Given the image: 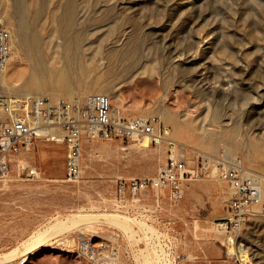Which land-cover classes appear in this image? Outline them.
Wrapping results in <instances>:
<instances>
[{
	"label": "rangeland",
	"instance_id": "obj_1",
	"mask_svg": "<svg viewBox=\"0 0 264 264\" xmlns=\"http://www.w3.org/2000/svg\"><path fill=\"white\" fill-rule=\"evenodd\" d=\"M34 1L0 0L14 56L0 71V93L70 101L104 93L125 117L156 115L165 134L148 147L138 138L83 140L73 180L64 177L62 142L23 149L0 177V257L19 252L4 264H156L153 234L172 264H236L215 225L232 195L215 158L236 155L264 188V0H39L37 17ZM67 11L70 61L68 27L57 20ZM30 31L46 44L53 76L44 82L31 81ZM200 156L210 168L181 180L177 193L142 188L127 195L138 211L117 208L120 183L153 178L173 158L191 169ZM238 238L253 263L264 262L258 206Z\"/></svg>",
	"mask_w": 264,
	"mask_h": 264
},
{
	"label": "built area",
	"instance_id": "obj_2",
	"mask_svg": "<svg viewBox=\"0 0 264 264\" xmlns=\"http://www.w3.org/2000/svg\"><path fill=\"white\" fill-rule=\"evenodd\" d=\"M11 53L10 32L0 22V70L9 61ZM162 134L164 128L156 115L125 117L114 109L110 97L104 93H91L83 101L53 100L40 94L17 96L0 93V177L11 170L23 149L34 146L39 139L62 142L65 147L64 177L73 180L80 172L82 156H79V149H82L83 140H128L148 135L150 143L157 144ZM200 158L196 167L191 169H187L183 159H169L155 177L133 178L120 183L118 188L125 195L142 188L163 186H169L177 193L181 180L185 177L190 179L210 168V158ZM215 159L220 162L217 165L220 178L227 181L232 190L227 215L218 222L219 228L231 238L227 243L242 251L245 246L238 235L252 206H258L264 214V188L254 173L243 170L236 155L217 156ZM81 242V251H92L88 243ZM89 254L92 256L93 252ZM228 254L236 264H242L235 252Z\"/></svg>",
	"mask_w": 264,
	"mask_h": 264
},
{
	"label": "bare ground",
	"instance_id": "obj_3",
	"mask_svg": "<svg viewBox=\"0 0 264 264\" xmlns=\"http://www.w3.org/2000/svg\"><path fill=\"white\" fill-rule=\"evenodd\" d=\"M36 1H37V4H35V5H37V6H34L35 8L33 9V12H32L33 16H35V17H37L38 10H39V5H38L39 4V0H35L34 2H36ZM32 7H33V5H32ZM70 19L71 18H70L69 11H67L65 14H62V15L58 16V18H57L59 23L64 24L65 26L68 27L67 28V35H66L65 44L63 45V47L65 48V50L67 52L66 54H67V58H68L69 61L72 59L71 58V56H72V48H73V44H74L73 43L74 42L73 38L70 37V35H71L70 28H69V26L71 24V20ZM60 30L61 29L58 30V32H59L58 34L62 35ZM10 37H11V34H10ZM44 42L42 41L41 37L37 33H34L33 31L30 34L29 33L26 34V36L24 38V45L26 47V51L28 53H30V55H32L31 57L34 58V61H33V64H32V73L30 75V77L32 78L31 81L44 82L47 78H50V77L53 76V72L52 71L50 72V71H48L46 69L45 54H44L45 52L43 51V49L46 47V44ZM50 44L52 45L53 43L50 42L49 45ZM50 46H48V47H50ZM46 52H48V51H46ZM13 58H14V56L11 53V57H10L9 61H11ZM8 62H7V64H8ZM7 64L0 71L4 70V68H6V66H7ZM29 94H32V93H29ZM53 98L55 100H58L57 99L58 97H53ZM114 109L118 113L122 114L119 108L114 107ZM142 116H146V115H142ZM164 134H165V129H164ZM164 134H162V138L158 140L157 144L163 139V135ZM138 141H139V143H140V145L142 147H148L149 146V142H150V138H149L148 135H143L142 137L138 138ZM79 151H80V149H79ZM174 160H176V159H174ZM35 172L36 171H34V170H30L29 173L33 174ZM133 203H137V201L135 199L128 198L127 195H125L123 197H119L118 202H117V208H119V210L124 211L126 213L130 212V209H131V211H133L134 209L137 210L138 208L131 207V205ZM81 219H71L70 221L76 223V222L80 221ZM215 225H216V227L219 226L218 223L215 224ZM62 226H63V228H65L67 226V223H65V225H62ZM156 232H154V233H156ZM35 235L37 236V234H35ZM149 239H150V245H152V247H154L155 250H156L155 251V257H157V259H158V260L155 261L156 264H172L170 258L168 257V251L165 248V243H162V242H160L157 239V234L151 235ZM230 239H231L230 237H226V242H229ZM232 247L229 246V250L230 251L234 250V248H232ZM235 251L238 254L236 256H239L242 264H264L263 261H262L263 263H260V262H257V261H256V263H253V260H251L253 257H250V255L248 254V251L246 249H244L242 251H240V250L239 251L235 250ZM18 253L19 252L16 251L15 249L13 251L5 253L4 256L0 257V264L9 263V262H12V261L16 260L17 257L19 256ZM24 258H25V256H24Z\"/></svg>",
	"mask_w": 264,
	"mask_h": 264
}]
</instances>
